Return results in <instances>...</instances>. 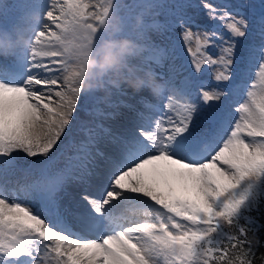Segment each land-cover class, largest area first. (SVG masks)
<instances>
[{"label":"snow or ice","instance_id":"obj_1","mask_svg":"<svg viewBox=\"0 0 264 264\" xmlns=\"http://www.w3.org/2000/svg\"><path fill=\"white\" fill-rule=\"evenodd\" d=\"M114 2L50 0L44 12L50 23L35 32L28 59L17 57L24 68L0 70V176L18 155L45 158L39 180L13 188L0 183V264H252L248 233L264 228L248 215L264 201V6L233 10L232 3L218 7L210 0L169 6L167 22L153 26L179 27L190 72L178 80L183 66H176L174 50L157 46L149 59H170L164 86L199 101L180 103L170 95L158 116L139 113L134 135L111 137L118 150L107 157L100 196L80 193L88 210L72 218L62 207L60 193L92 176L95 157L104 155L93 149L111 129L97 123L100 131L89 129L75 154L52 171L50 154H62L85 89L67 77L60 56L43 48L70 20L102 25ZM198 9L206 17L199 23ZM217 21L223 31L210 27ZM205 66L217 87L197 91L194 77ZM95 115L115 113L96 109Z\"/></svg>","mask_w":264,"mask_h":264},{"label":"rangeland","instance_id":"obj_2","mask_svg":"<svg viewBox=\"0 0 264 264\" xmlns=\"http://www.w3.org/2000/svg\"><path fill=\"white\" fill-rule=\"evenodd\" d=\"M23 0H0V28H6L12 30L14 26L17 25H32V28L28 31V35L31 39L34 38V34L37 30H40L43 23H50L44 18V12L46 11L50 0H47L48 4L45 6L44 10H39L37 8H22L21 3ZM118 1V0H117ZM233 1V0H232ZM239 5L241 4H252L256 11H259L262 6H264V0H235ZM120 1L114 3L112 13L115 14L123 20V26L126 29L124 31L123 36H128L130 38L135 39L137 42L146 46L147 50L141 53V55L135 59L133 62L144 67L151 68L157 74V80L161 83H165L171 77V74L167 72L170 71V64L172 61L163 60L161 63H156L154 60L149 59L156 49V47H162L171 50H175L176 46L179 44L181 46V50L183 53L182 59H176L175 64L179 60L185 61L186 74L190 72L189 65V57L186 51L184 50V44L181 39L180 29L179 27H167L164 29H160L159 27L153 26L157 22L159 24H165L169 19L167 12L168 7L173 3L177 2V0H139L138 13H132L131 11L122 10L124 13L121 16L117 14V7ZM195 3L199 4L201 0H194ZM213 4L218 7H222L225 3L222 1L213 2ZM135 10V9H134ZM192 12L193 10H189ZM197 14V20L201 18L206 19L203 16V12L201 10H195ZM31 13H38L40 17V23H36L29 19V15ZM140 18V23L138 25L137 20ZM23 22V24H21ZM147 23L150 26L148 28H141V23ZM223 31V29H218ZM254 38L257 43L260 42V38L258 33H254ZM211 51L215 54L216 50L211 49ZM17 57H21L26 61L28 59V48L18 49L15 55L12 56H2L0 55V69H3L6 65H13L16 68H24V65L18 62ZM47 59H45V63H47ZM26 70V69H25ZM195 85L204 88L208 87H217V84L214 82L213 74L210 69L205 66L203 74L200 76H195ZM202 79H205L203 82ZM61 83L63 81L61 80ZM220 87L224 88L225 85H220ZM172 96L177 102L186 103V102H198L199 95L196 96H187L181 94L179 91L169 87L166 85L165 90L162 95H158L159 98H151L150 94L145 93L144 90L140 92L134 91L127 84L121 85L118 88L109 87L106 90L92 89L88 90L85 88V91L82 93L80 102L77 105V111L74 115V119L72 125L73 131L70 136L62 137L63 144L60 145L62 150V155L64 156L63 165L60 166L56 164L58 158L61 154H57L56 149L53 150V153L50 154V157L53 158L52 171H55L58 168H62L66 162V158L68 156H72L76 152V147L88 138L89 129H92L93 132L100 131L96 129L94 126L97 123H102L105 127L111 129L110 134L100 133V137L103 141L102 145H95L93 152L95 153V149H99L104 153L103 156H96L95 158L99 160L101 159V166L96 164L95 168L92 169V176L87 177L83 181H73L74 183H78L80 185H84L85 187L80 190H87L89 186H91L88 193L95 196L92 189V184H99V179L105 182L107 172L110 170V162L107 157L116 154L117 149L112 148L117 147L116 144L111 142L112 136H124L130 137L134 135L137 131V128L141 124V117L138 115L139 113H143L145 116L150 115L153 109L150 108V105H155L159 111L162 112L164 110V106L167 102V97ZM146 96V97H145ZM121 101L124 104L120 103ZM226 101L221 100L219 103L223 105ZM235 103V100L231 101ZM216 103V102H212ZM109 104H115L116 107H109ZM125 104L130 105L124 106ZM203 107V105H201ZM96 109H102L105 113H115L113 118H106L105 116H97L95 115ZM92 112L90 115L89 112ZM235 114L233 113V117ZM136 119H140V122H134ZM134 122V123H133ZM130 123H133L131 126ZM77 139L75 140L74 138ZM41 161H45L43 157H25L23 154L18 155L16 158L15 166L10 169L6 174L0 176V183L5 182L7 179H20L24 184H31L33 181L39 180L41 178ZM91 168L92 165H89ZM90 181V183H89ZM72 182H70L71 185ZM67 185V186H68ZM75 185V184H74ZM73 185V186H74ZM97 187V186H96ZM70 188V187H69ZM82 193V192H81ZM97 195L100 196V193ZM79 196V197H78ZM61 204L62 207L66 206L68 209V213L70 214V218H72L71 214L75 212H85L87 211V203L83 200H80V194H75L74 191H69L68 187L66 191H62L60 193Z\"/></svg>","mask_w":264,"mask_h":264},{"label":"clouds","instance_id":"obj_3","mask_svg":"<svg viewBox=\"0 0 264 264\" xmlns=\"http://www.w3.org/2000/svg\"><path fill=\"white\" fill-rule=\"evenodd\" d=\"M28 18L39 20V14L31 13ZM140 22L138 18V25ZM123 30V22L113 13L100 26L70 20L43 51L60 56L67 65V77L74 78L81 88L106 90L127 84L136 92L147 88L159 95L165 86L157 80L154 70L133 62L141 55L143 45L119 35ZM28 31L27 25H17L12 30L0 28V55L12 56L18 49L30 48ZM249 242L252 246L261 243L255 232Z\"/></svg>","mask_w":264,"mask_h":264},{"label":"bare ground","instance_id":"obj_4","mask_svg":"<svg viewBox=\"0 0 264 264\" xmlns=\"http://www.w3.org/2000/svg\"><path fill=\"white\" fill-rule=\"evenodd\" d=\"M48 4V2H47V0H23L22 1V3H21V6H22V8H30V9H35V8H37V9H39V10H44V8H45V6ZM21 24H23V22H21ZM26 25V24H25ZM29 30L32 28V25L29 23ZM181 60H179L178 62H180ZM168 73H170L171 75H172V73L171 72H167V74ZM187 74H186V72L185 71H182V72H180V73H178V80L179 79H182L184 76H186ZM214 88V87H213ZM206 89H212V87H208V88H206ZM144 91H145V93H147V94H150V97L151 98H159L158 97V95H154L152 92H150L148 89H144ZM146 97V96H145ZM160 114V112H155V110H153L152 111V113H150V115L151 116H158ZM147 116H148V113H147ZM140 119H136L134 122H140L139 121ZM133 122V123H134ZM133 123H130V125H127L128 126V128H129V126H131ZM75 140L77 139V137L76 138H74ZM103 143V141H102V139H101V137H99V139H98V142L96 143V145H102V146H104V144H102ZM112 148H114V149H117V147H112ZM118 150V149H117ZM63 161H64V156L61 154L60 156H59V158H58V161L56 162V164H58V165H60V166H62L63 165ZM100 162H101V159L99 158V160L98 159H96L95 158V165L96 164H99L100 166H101V164H100ZM5 182H7V184H8V186H9V188H13V187H19V186H21V185H25L20 179H11V178H9V179H7ZM72 182V184L71 185H68V186H66V188H65V190H63L64 192L66 191V189H67V187H68V189H69V191H74L75 192V194H80L81 192H84V191H87V192H89V190H90V188H91V186H89L88 188H87V190H80V189H83L85 186L84 185H80V184H78V183H74L73 181H71ZM4 183V182H3ZM104 182L102 181V180H100L99 179V184H97L96 186H94L95 184H92V189H93V193H94V195L95 196H97V197H99V195H97L98 193H100V186L103 184ZM69 184H70V182H69ZM75 184V185H74ZM74 185V186H73ZM70 187V188H69ZM79 197V196H78ZM87 210H88V207H87Z\"/></svg>","mask_w":264,"mask_h":264},{"label":"trees","instance_id":"obj_5","mask_svg":"<svg viewBox=\"0 0 264 264\" xmlns=\"http://www.w3.org/2000/svg\"><path fill=\"white\" fill-rule=\"evenodd\" d=\"M248 215L257 222V226L264 225V201L259 203ZM242 224H246V221H241ZM261 243L256 246H252L251 254L247 257L252 260V264H264V228H261L257 233ZM252 232L248 233L250 237ZM247 245H244V249L247 250ZM239 255V249L234 250Z\"/></svg>","mask_w":264,"mask_h":264}]
</instances>
